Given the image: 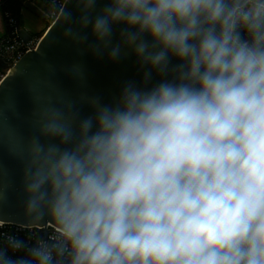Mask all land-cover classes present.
I'll list each match as a JSON object with an SVG mask.
<instances>
[{"label":"clouds","instance_id":"clouds-1","mask_svg":"<svg viewBox=\"0 0 264 264\" xmlns=\"http://www.w3.org/2000/svg\"><path fill=\"white\" fill-rule=\"evenodd\" d=\"M70 2L53 4L63 37L111 60L131 49L145 87L104 104L72 98L52 64L20 71L29 131L11 102L0 149L23 166L28 226L55 231L32 247L9 235L0 264H264V0H108L95 15L98 0H75L76 20Z\"/></svg>","mask_w":264,"mask_h":264},{"label":"water","instance_id":"water-1","mask_svg":"<svg viewBox=\"0 0 264 264\" xmlns=\"http://www.w3.org/2000/svg\"><path fill=\"white\" fill-rule=\"evenodd\" d=\"M108 3V0H98L96 10L93 15ZM71 11L73 19L80 16V10L75 0L67 5ZM123 25L114 26L112 38L113 45L120 42L119 32ZM15 29L19 39L28 43L31 35L27 29L22 28L18 22ZM89 36L88 43H94L91 35V27L84 30ZM83 49V50H82ZM123 52H127L124 55ZM118 60H111L107 51L103 55H97L87 49V45L78 46L74 42L63 37V29L57 25L56 19L42 36L35 50L27 53L23 58L11 68L0 86V109L4 110L5 115L11 116L8 105L15 102L21 114V119L12 118L14 124H18L27 134L29 131L26 119L32 109V102L27 91L25 79L20 76L21 70L27 74L42 72L44 64H52L56 72L51 77L53 82L72 98L78 99L81 95L88 97H99L104 104H111L117 99L124 85L131 81L138 87H145L143 82L146 68H141L137 57L131 49L125 48ZM173 63H177L173 59ZM73 64L82 66L84 78L79 80L73 78L66 68ZM160 77L153 72V78L147 87H152L158 83ZM82 116L92 114V108L83 103L79 105ZM22 164L17 159L11 157L6 149H0V189L6 190L7 199L0 202V222L22 227H46L49 224H38L28 226L23 209V188H22ZM12 185V187H11Z\"/></svg>","mask_w":264,"mask_h":264},{"label":"built area","instance_id":"built-area-1","mask_svg":"<svg viewBox=\"0 0 264 264\" xmlns=\"http://www.w3.org/2000/svg\"><path fill=\"white\" fill-rule=\"evenodd\" d=\"M32 2L35 0H0V10L3 11L7 34L0 38V86L6 76L10 73L11 68L16 65L24 55L35 50L39 41L34 37L28 43L22 42L16 32L15 24L16 19L13 13L9 10H4L7 2ZM50 8H52L51 15L48 16L49 20L56 19V8H58L64 0H43ZM55 3L56 8L53 7ZM55 231L54 226L47 225L46 227H22L12 224L0 222V246L7 247V237L9 235L16 236L23 239L28 247L35 246L40 239L49 240L50 235ZM8 254L12 259H19L27 257V248L13 253L10 249Z\"/></svg>","mask_w":264,"mask_h":264},{"label":"rangeland","instance_id":"rangeland-1","mask_svg":"<svg viewBox=\"0 0 264 264\" xmlns=\"http://www.w3.org/2000/svg\"><path fill=\"white\" fill-rule=\"evenodd\" d=\"M34 4L31 2H26L23 4L22 11V27L27 29L29 34L34 37L37 41H40L42 36L46 33L43 31L47 29L48 23L53 20L46 21L43 23L44 18H48L52 13V8H50L43 0H35ZM7 28L3 11L0 10V38L7 34ZM43 33V34H42Z\"/></svg>","mask_w":264,"mask_h":264},{"label":"trees","instance_id":"trees-1","mask_svg":"<svg viewBox=\"0 0 264 264\" xmlns=\"http://www.w3.org/2000/svg\"><path fill=\"white\" fill-rule=\"evenodd\" d=\"M23 4L20 2H7L5 4L4 10H9L13 13L14 18L18 22V24L22 27V10H23ZM54 22V20L51 23H48V27L43 32L45 33L48 28L51 26V24ZM23 28V27H22ZM43 34V33H42Z\"/></svg>","mask_w":264,"mask_h":264},{"label":"crops","instance_id":"crops-1","mask_svg":"<svg viewBox=\"0 0 264 264\" xmlns=\"http://www.w3.org/2000/svg\"><path fill=\"white\" fill-rule=\"evenodd\" d=\"M35 2H36V1H32L30 4H34ZM22 11H23V10H22ZM46 21H49V19H48V18H47V19L44 18V19L42 20L43 23H46Z\"/></svg>","mask_w":264,"mask_h":264}]
</instances>
